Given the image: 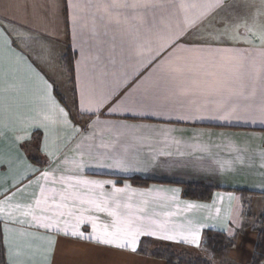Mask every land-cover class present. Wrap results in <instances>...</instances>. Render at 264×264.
<instances>
[{"label": "crops", "instance_id": "1", "mask_svg": "<svg viewBox=\"0 0 264 264\" xmlns=\"http://www.w3.org/2000/svg\"><path fill=\"white\" fill-rule=\"evenodd\" d=\"M217 3L0 0V26L10 33L14 50L5 47L6 61L20 68L10 83L22 86L13 100L14 119H6L0 136V152L12 160L11 168L0 166V208L23 221L0 222L7 264L5 225L9 239L23 231L53 235L52 264H167L139 253L141 243L199 252L206 231L235 235L233 224L243 208L238 191L264 204V44L252 34L264 29V0ZM193 31L207 42L174 46L175 38ZM68 49L74 54V86L63 64ZM41 77L54 81L52 95L69 111L68 123L42 99ZM61 85L69 86V96ZM75 104L80 119L73 115ZM45 116L51 118L47 132L36 126ZM45 138L52 156L42 150ZM132 179L148 183L135 185ZM188 184L215 191L206 201L189 199ZM89 201L117 215L97 211ZM59 203L66 207L56 209ZM28 208L60 220L61 228L78 225L86 237L104 227L113 231L117 217L125 221L135 213L158 235L175 240L142 236L131 252L69 239L28 228L32 217L21 215ZM60 211L65 215L54 216ZM81 216L87 218L83 223ZM197 229L199 247L187 242ZM237 237L226 256L234 264H250L257 237L251 236L249 247H241Z\"/></svg>", "mask_w": 264, "mask_h": 264}, {"label": "snow or ice", "instance_id": "2", "mask_svg": "<svg viewBox=\"0 0 264 264\" xmlns=\"http://www.w3.org/2000/svg\"><path fill=\"white\" fill-rule=\"evenodd\" d=\"M223 0H218L217 5L214 7L222 6ZM136 7L135 4L131 5ZM192 27H195V22H192ZM247 31L251 32L252 29L249 28ZM226 34V33H225ZM253 36L261 41L264 44V29L260 30L257 35L256 32H252ZM189 40H201L207 42L206 38L202 36L198 31H193L190 34L186 33L185 37H177L174 39L173 44L175 47H179L181 43H188ZM251 41L244 37V43H250ZM13 40L10 38V33L5 26H0V136L4 135L6 127V119L11 121L14 119L13 113L15 111V104L13 100H18L21 93V85L16 83H10L13 80L14 75L20 72L19 67H13L10 62L6 61L5 57V47L9 52L13 50ZM238 55H243L242 53H237ZM20 59H23L21 57ZM31 67V65H29ZM41 83L43 86V97L42 99L51 106V109L55 112H58L62 116L65 123L69 122V111H65L64 108L60 107L59 103L56 101L52 95V90L54 88V81L50 82L47 78L41 77ZM50 117L45 116L42 121H40L36 126L43 127L45 132L48 131L47 124L45 121L50 120ZM252 122H256L253 120ZM261 123H264V112H262ZM31 126V123L28 125ZM23 131V129H21ZM25 135H27L25 133ZM30 139V137H28ZM42 150L45 155L52 156L53 153L49 151L48 141L45 138L43 142ZM7 165L8 168L12 166V160L10 157H6L3 152H0V166ZM45 177L48 176L47 172H44ZM0 179H2V173H0ZM28 177H24L23 180H27ZM15 187V184L11 185ZM102 186V185H99ZM117 192L120 189H116ZM67 197L62 196L61 200L66 199ZM75 198V197H73ZM47 203V200L37 201L36 208H39L41 203ZM94 204L97 211H107L110 216H116L117 214L114 211L107 209L106 206H101L100 203L96 201H89ZM66 205L63 203L55 204L56 209L65 208ZM191 207V206H190ZM36 208H28L23 213L22 216H31L32 221L28 222L27 227L31 229H44L45 231L51 229L55 235H62L69 239H87L90 242H95L96 244L116 247L118 249H125L131 252L137 251L138 239L142 236H152L160 239L166 240H175V237L169 235H158L157 232L151 230L150 226L144 223L145 217L136 215L135 213H130L128 219L121 221L117 217L114 223V230L109 231L107 227H104L97 235L95 236H85L83 232L77 231V226L72 228H61V221L54 219L53 216H37L35 214ZM138 211H143L139 209ZM71 215V209L68 213ZM63 216L65 212L60 211L54 213V216ZM87 219L86 217H79V222ZM4 220H9L12 223H22L23 221L12 220L11 213L7 216L3 214V208H0V222ZM123 224V227L121 226ZM93 230H96V224L92 223ZM3 236L4 242L8 246V264H52L53 254L56 250V242L53 235L48 236H38L35 232L32 231H23L19 233V239H9V229L5 225L3 227ZM40 240L46 243L45 247L34 246L32 241ZM188 243L194 244L196 247H199V229L195 233L191 234L190 239L187 240ZM15 257V258H14ZM25 257V258H21Z\"/></svg>", "mask_w": 264, "mask_h": 264}, {"label": "trees", "instance_id": "3", "mask_svg": "<svg viewBox=\"0 0 264 264\" xmlns=\"http://www.w3.org/2000/svg\"><path fill=\"white\" fill-rule=\"evenodd\" d=\"M63 64L68 74L69 83L74 86L75 73H74V54L68 49L63 57ZM58 98L64 102L62 95L56 90ZM76 119H80L81 115L78 112L77 105L74 106V113ZM135 185H145L148 182L140 179L131 180ZM215 191V188L204 184H188L184 186V195L186 198L193 200L206 201L209 200ZM238 193L244 198L252 196L253 194L247 191H238ZM259 237L261 238L255 249V255L252 264H261L264 262V212L260 218ZM157 246L156 249L151 250L150 247ZM234 246V240L229 238L225 233L217 231L204 232L202 242L200 245V251L205 254L199 257L179 255L173 249L175 247L168 245H157L150 240H144L141 243L139 253L145 255H151L154 258L162 259L167 264H213V260L223 256L229 249ZM0 264H7L5 256V248L3 239L0 234Z\"/></svg>", "mask_w": 264, "mask_h": 264}, {"label": "rangeland", "instance_id": "4", "mask_svg": "<svg viewBox=\"0 0 264 264\" xmlns=\"http://www.w3.org/2000/svg\"><path fill=\"white\" fill-rule=\"evenodd\" d=\"M66 76H67L66 79L69 82L67 72H66ZM61 88H62L63 94L66 95V97L69 96V91H70L69 86L65 87V86L61 85ZM69 103L72 104L71 98H69ZM242 203H243L242 211L239 214V217L237 218V220H235L234 224H233L234 231L237 234L235 233L234 236L229 237V238L234 240V246L232 248H234L236 246V243L239 240L237 235L242 236V239L240 241V246L241 247H249V245H251L253 243L251 236H254V234H255L257 237V240L255 242V249H256L257 243L259 241H261L260 240L261 238L259 237V231H258L259 226L258 225H260V218L264 212V207H263L264 204H263V201L258 202L257 199L254 200L250 196L242 198ZM249 230H251V231H249ZM156 248H157V246L155 247L153 245H152V247H150L151 250H154ZM231 249H229V250H231ZM173 250L179 255H186L188 257L189 256H193V257L203 256L204 257V255H205L201 251L195 252V251H190V250L184 249V248H174ZM229 250L220 258L213 260L214 261L213 264H234L226 256L229 254ZM254 255H255V251L253 254V258H254ZM252 261H253V259H252ZM252 261L250 264H252ZM261 264H264V262H262Z\"/></svg>", "mask_w": 264, "mask_h": 264}]
</instances>
